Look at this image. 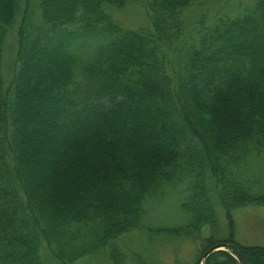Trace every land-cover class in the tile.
<instances>
[{
  "label": "trees",
  "instance_id": "trees-1",
  "mask_svg": "<svg viewBox=\"0 0 264 264\" xmlns=\"http://www.w3.org/2000/svg\"><path fill=\"white\" fill-rule=\"evenodd\" d=\"M194 1L146 0L152 27L135 30L105 9L129 0H40L37 22L20 16L19 0H0V264H41L46 242L63 260L112 242L140 225L145 195L186 171L197 169L193 224L214 207L206 171L225 207L252 197L234 170L264 147V0L197 38L182 17ZM62 174L69 180L47 198L60 205L37 203ZM238 253L264 264V247ZM213 254L207 264H238Z\"/></svg>",
  "mask_w": 264,
  "mask_h": 264
},
{
  "label": "rangeland",
  "instance_id": "rangeland-1",
  "mask_svg": "<svg viewBox=\"0 0 264 264\" xmlns=\"http://www.w3.org/2000/svg\"><path fill=\"white\" fill-rule=\"evenodd\" d=\"M259 1H194L182 13L185 34L197 38L204 24H211L221 17H243ZM19 2L20 16L26 11L32 20L40 21V0ZM105 9L125 28L136 30L152 27L146 0H129L122 8L106 6ZM17 27L9 31L4 46L3 77L6 85L13 78L11 66L17 46ZM26 128L29 130L28 126ZM30 141L33 146L42 147L35 139ZM208 143L213 145L216 141ZM120 155L127 158L129 153L122 152ZM235 169V178L248 189L253 199L248 198L240 204L225 207L218 196L221 186L206 171L209 174L206 192L214 207L210 212V219L198 225L193 224L190 199L197 169L194 170L193 177L187 171L173 180L166 177L155 191L143 197L142 221L139 226L120 234L114 241L92 247L86 254L71 260L60 259L51 250L54 247L48 246L47 242L43 243L39 250L41 264H207L208 261H214L211 256L219 251L231 255L238 264H244L238 253L240 250L251 252L253 247H264V147L252 149L246 155L244 163ZM57 178H54L52 187L46 191L50 192L49 195L39 193L37 203L45 201L44 204L60 205V197L47 200L54 192H61L69 180V176L63 174ZM69 186L70 193H75L73 184ZM69 200L70 197L68 202ZM231 237L232 240H229Z\"/></svg>",
  "mask_w": 264,
  "mask_h": 264
}]
</instances>
